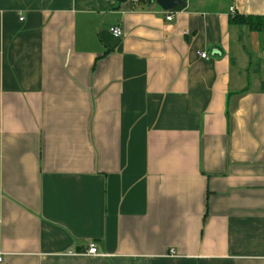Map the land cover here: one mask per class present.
Masks as SVG:
<instances>
[{"label": "crops", "instance_id": "crops-1", "mask_svg": "<svg viewBox=\"0 0 264 264\" xmlns=\"http://www.w3.org/2000/svg\"><path fill=\"white\" fill-rule=\"evenodd\" d=\"M184 1L0 0V264H264V0Z\"/></svg>", "mask_w": 264, "mask_h": 264}, {"label": "built area", "instance_id": "built-area-1", "mask_svg": "<svg viewBox=\"0 0 264 264\" xmlns=\"http://www.w3.org/2000/svg\"><path fill=\"white\" fill-rule=\"evenodd\" d=\"M166 13H167V19L168 20H171L172 19V15L171 14H169L170 13V11H165ZM110 32H111V34L114 36V37H116V38H121L122 37V34H123V32H122V29H121V27H119V26H113V27H111L110 28ZM201 56L202 57H204V58H206L207 57V53H205V52H203V53H201ZM70 254L71 253H73V252H69ZM85 254H88V255H100V253H99V251H98V249H97V246H96V244L94 243V242H91L89 245H88V248H87V250H85V252H84ZM173 253V252H172ZM2 260V258L0 257V261Z\"/></svg>", "mask_w": 264, "mask_h": 264}, {"label": "water", "instance_id": "water-1", "mask_svg": "<svg viewBox=\"0 0 264 264\" xmlns=\"http://www.w3.org/2000/svg\"><path fill=\"white\" fill-rule=\"evenodd\" d=\"M155 2L164 11H173L185 5L184 0H155Z\"/></svg>", "mask_w": 264, "mask_h": 264}, {"label": "trees", "instance_id": "trees-1", "mask_svg": "<svg viewBox=\"0 0 264 264\" xmlns=\"http://www.w3.org/2000/svg\"><path fill=\"white\" fill-rule=\"evenodd\" d=\"M181 7L177 8V9H180ZM239 15H235L234 19H239L238 18ZM247 19V18H246ZM244 20L242 19L243 21H246V22H254L256 24V26H252L253 28H259V29H263L264 28V23L263 21H260V19H256V18H251V19H248V20Z\"/></svg>", "mask_w": 264, "mask_h": 264}]
</instances>
